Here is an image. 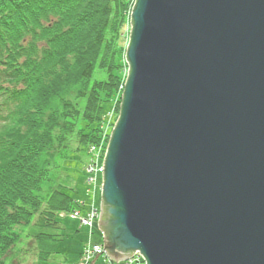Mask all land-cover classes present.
I'll use <instances>...</instances> for the list:
<instances>
[{
	"label": "water",
	"instance_id": "water-1",
	"mask_svg": "<svg viewBox=\"0 0 264 264\" xmlns=\"http://www.w3.org/2000/svg\"><path fill=\"white\" fill-rule=\"evenodd\" d=\"M130 26L106 256L264 264V0H135Z\"/></svg>",
	"mask_w": 264,
	"mask_h": 264
},
{
	"label": "trees",
	"instance_id": "trees-1",
	"mask_svg": "<svg viewBox=\"0 0 264 264\" xmlns=\"http://www.w3.org/2000/svg\"><path fill=\"white\" fill-rule=\"evenodd\" d=\"M134 2L0 0V264H14L32 223L42 231L33 235L37 260H50L63 237L60 217L91 211L55 172L76 160L71 136L77 160L89 158L86 171L91 149L112 132L105 119L110 126L120 114Z\"/></svg>",
	"mask_w": 264,
	"mask_h": 264
},
{
	"label": "rangeland",
	"instance_id": "rangeland-1",
	"mask_svg": "<svg viewBox=\"0 0 264 264\" xmlns=\"http://www.w3.org/2000/svg\"><path fill=\"white\" fill-rule=\"evenodd\" d=\"M131 28V26H130ZM128 74V69H127ZM102 79L101 73L96 72L94 75V80ZM126 82V81H125ZM125 84V83H124ZM123 95V94H122ZM112 108L114 111L117 110V106L119 107L120 101L117 102L115 98L113 99ZM111 105H107L106 109H109ZM119 118V117H118ZM107 120V123L105 122V128L112 127V130L114 129L116 122L118 119L115 120L114 124L113 121H111L109 126V119ZM112 125V126H111ZM113 132V131H112ZM111 132H109L110 134ZM105 133L102 137V144L101 147H104L107 150V147L110 142V137H107L106 135H109ZM74 136H71L69 138L68 144V150H69V156L76 159L73 161H65L60 162V169H58L59 178L63 182L68 183V187L74 192H71L72 195L75 196L76 201L78 204H81L82 206L85 203V206L89 208V206L93 203L98 208H101L102 203V194L101 190L96 188L95 196L97 198H93L91 194L94 192V189L89 186V183L87 182L88 176L87 172L85 171V165L88 163L89 158L86 157L83 158V160L80 163L77 160L81 154L76 153V147L78 146L73 139ZM99 147V146H97ZM103 180V178H101ZM100 180V181H101ZM101 183V182H100ZM100 186V185H99ZM100 188V187H99ZM83 217V216H82ZM61 226L63 228L62 238L61 242L58 246L57 253L50 258V260L46 262H38V249L36 246V239H34L33 235L35 234H42L41 230H39L36 226H34V223L31 224L30 227L27 226V228H22L23 230V237L21 239V242L17 245V248L14 249L12 252L14 260V264H93V261L84 260V253L87 245H91L92 247L95 245H101L103 243V235L98 228V225L95 226L92 234V230L89 227L81 225V222L79 219L73 216L71 217V214L64 215L60 217ZM45 233H51L52 231H43ZM25 235V236H24ZM82 259V261H81ZM98 264H108L105 258H100L98 261Z\"/></svg>",
	"mask_w": 264,
	"mask_h": 264
},
{
	"label": "built area",
	"instance_id": "built-area-1",
	"mask_svg": "<svg viewBox=\"0 0 264 264\" xmlns=\"http://www.w3.org/2000/svg\"><path fill=\"white\" fill-rule=\"evenodd\" d=\"M91 151L95 153L96 159L94 162L88 164L86 168V172L88 175L89 185H92L91 187L94 189V192L92 193V195L94 196L96 192L95 190L99 184L97 180L98 178L100 179L101 176H103V164L107 154L106 153L107 150L104 147H93ZM74 217L80 218L78 213H75ZM98 217H99V211L93 205L89 214L86 217L81 218V223L84 226H87L90 229H92ZM85 252L86 253L84 254V260L88 261L89 263L96 254L102 253V249L98 246L91 247L90 245H87Z\"/></svg>",
	"mask_w": 264,
	"mask_h": 264
},
{
	"label": "bare ground",
	"instance_id": "bare-ground-1",
	"mask_svg": "<svg viewBox=\"0 0 264 264\" xmlns=\"http://www.w3.org/2000/svg\"><path fill=\"white\" fill-rule=\"evenodd\" d=\"M110 115H111V118H112L113 117V112L110 111ZM111 131H113V130H111ZM100 180L101 179L98 178V180H97L98 183L99 182H103V180H101V181ZM87 182L89 183V180H87ZM89 186H92V185H89ZM96 246L100 247L102 249L103 256H106V253H105L106 251H104V240H103V243L101 245H95L93 247H96ZM137 259H139V260H137ZM97 263H98V261L94 262L93 264H97ZM107 263L109 264L108 261H107ZM123 264H147V262H146V260H145V258L143 256H141L139 254H136L132 259H129V260L123 262Z\"/></svg>",
	"mask_w": 264,
	"mask_h": 264
}]
</instances>
